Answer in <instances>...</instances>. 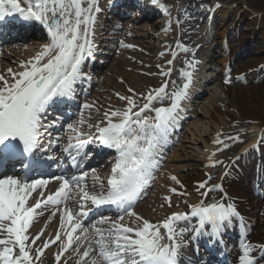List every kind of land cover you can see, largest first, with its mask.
<instances>
[{"label":"snow or ice","instance_id":"obj_1","mask_svg":"<svg viewBox=\"0 0 264 264\" xmlns=\"http://www.w3.org/2000/svg\"><path fill=\"white\" fill-rule=\"evenodd\" d=\"M157 2L158 0H153L154 4ZM22 4L24 7L21 6ZM159 6L167 12L163 4ZM99 11L98 0H0V24L6 20L25 24L38 23L46 29L49 38V43L45 44L35 57L20 63L22 70L18 72H13L11 68L7 70L11 80L0 74V159L23 162L38 150L47 151L41 146L42 129L46 131L50 125L43 123V117L54 103L74 98L75 86L84 76L81 71L82 65L93 53V26L96 20L95 14ZM164 31L167 32L168 29L165 28ZM120 45L132 47L123 41H120ZM177 47L188 51L179 42ZM175 55L173 53V57ZM168 63L171 64L172 61L169 60ZM187 63L189 67L192 66L190 62ZM170 72L171 70L162 75H170ZM181 76L187 82L181 90L172 93V104L169 107L154 109L156 115L152 123H149L147 118L142 119L141 113L150 108L154 100L163 99L167 83L145 97L147 102L139 112H133L137 105L132 97L117 94L119 99L127 101L128 107L123 111L105 112L104 126L89 124V128L96 129L95 137L89 134L87 140L81 141L80 136L85 133L80 132L78 126L68 125L69 129L77 133L75 136L77 143L73 145L71 143L73 137H69L66 151L75 148L79 155V149L95 138L105 147L113 148L119 153V158L112 169V176L107 181L106 194L103 192V184L100 185L99 194H91L84 183L89 177V172L82 171L78 176H56L55 179L61 182L59 188L46 199H38L34 205L28 206L27 201L31 193L38 187L46 186L49 181L29 182L13 175H4L0 178V246H3L0 249V264H32L33 256L26 243L29 241L26 233L34 214H42L36 213V209L41 208L42 205H65L60 217L61 228H64L67 222L71 231L66 233L68 239L67 243L62 244L61 253L72 247L74 242L81 240L80 235H73L78 229L81 233H88L89 229L83 227L77 215L66 206L73 198L74 188L78 189L80 216L86 215L83 210L84 202L91 201L96 206L116 205L123 208L129 217L142 220V226L138 228L112 222L106 233L99 228L95 229V234L98 235L94 241L95 247L90 242L80 255L81 261L95 252L99 264H179L177 257L180 244L176 243L174 224L185 219V216L173 213L163 222L162 226L167 230V239L172 241L171 244H165L162 243L164 237L161 236L160 229L156 225L143 220L124 206L130 207L153 179L154 169L158 167L153 158L154 150L166 138L168 126L175 119L174 113L179 107L180 99L186 95L192 73L181 70ZM225 83L230 81L226 79ZM129 91L131 92L132 89ZM93 107L94 104L83 105L84 109ZM113 117L119 118V122H113ZM84 122L82 118L78 124L82 125ZM55 123L57 121L52 122ZM217 143L222 141L217 140ZM71 159L75 161L76 157L73 156ZM24 167L28 168L29 165L24 164ZM78 167L82 168L83 165L80 164ZM95 172V169H91L94 182L99 179ZM170 178L180 183L175 176ZM208 179L211 177L209 176ZM206 184L207 181L201 182L199 188H205ZM171 191L175 193L176 189L173 188ZM39 195L43 197L44 194L41 192ZM165 201L171 206L170 197H165ZM57 210L60 211L59 207ZM52 214L56 215L55 212ZM193 214L199 217L201 225L211 224L217 233L225 223H231L233 218H239V213L232 203L197 205L193 207ZM123 219L124 216L121 215L119 220ZM107 222L108 218H101L99 221L101 224ZM42 234L41 232L33 238L31 243L35 244ZM59 239L58 232L56 240ZM44 247H48L47 242ZM257 248L264 254V245H254L245 240L241 245L239 264H257L253 256ZM75 251L79 253L78 248ZM41 254V249H36L35 258L38 260ZM56 259L60 260L59 254ZM90 264H97V259L93 258Z\"/></svg>","mask_w":264,"mask_h":264},{"label":"bare ground","instance_id":"obj_2","mask_svg":"<svg viewBox=\"0 0 264 264\" xmlns=\"http://www.w3.org/2000/svg\"><path fill=\"white\" fill-rule=\"evenodd\" d=\"M208 1L209 0H178L176 2L179 4L177 9L178 16L176 17V20L180 25L176 29V33L179 31L177 36L174 35L171 39H167L169 38V35L164 31V26L170 24L172 22V19H169L167 21V24H163V27L160 26V31L158 33L163 36L162 38L160 37V40L158 39V36L154 38L155 34L151 35L150 32L141 33V35H139L137 39L134 40L131 39L128 41L124 39L123 42L125 44L132 46L124 48L127 50L135 51L136 54H132L135 55L136 58H131L127 54L121 53L120 56H118L117 60L111 62V68H108V70L105 71L104 76H94L95 81H98V83L100 84L96 85L95 87L93 86V92L95 93L91 95V97H88V100L85 101V103L90 102L96 104L94 114L104 115L105 112H108L110 107L119 104V102H121V99H119V96L117 94L125 97L133 96L135 98V102H143L142 99H144L149 93H154V90L160 88L164 83H167L168 86L166 88V94H163V98H167L168 101L171 102V92H169V89L172 91H177L178 87L183 86V84L181 83L183 80H179V85H177V83L176 85H174L177 89L173 87V85L170 86V82L168 80L173 78L174 73H180L182 67L188 66L186 61L182 57H180V53H183V56L186 58L191 55L193 49L197 48L198 43L193 33L197 27L195 24L198 23V20L203 18V12L196 7L197 5L199 6L201 4H205ZM221 1L224 4L228 3V5L235 2L237 3V5L235 6L236 8H232L230 6L231 9H233V16L232 20L228 23V26L223 27L224 31L229 27V25L234 22L237 23L239 21V19L235 21V18L237 17L238 11L240 10L244 19L247 20L250 30L258 28L261 29V31H263L264 33V0ZM138 3H141V1H138ZM245 5L249 9H245ZM21 6L24 7L23 4ZM126 7V4H122L121 6H119V8L121 9H124ZM119 11L120 10H118V12ZM123 14H125V11ZM101 21L102 16H97L94 27L95 31L93 30L94 35L92 36V40L94 42L93 53L92 56L86 58L84 62L90 60V58L95 59L97 55H100L98 56V59H100L101 57H103L101 56L102 53H106L108 51L112 52L114 48L120 47L119 44H117L115 40H113V38H116L119 35L101 33L104 29L103 22ZM133 21L134 20L132 19V22ZM18 22H10L6 20L3 24H0V39L15 38L19 34L16 32L15 36H13V32L15 30H23V33H25L28 30L32 31L34 29V25L30 26L29 28H25V23ZM101 23L102 29H100ZM131 26L132 25L129 23L124 25V27H128L124 34L130 36V32L132 33ZM152 26L156 27V22L152 24ZM157 30L158 29L156 28L155 32ZM230 31H232L233 35H236V29ZM34 32V36L36 37L30 40V43L26 45L18 42H23L22 40L26 35L23 34L20 38L15 39V42H12V44L1 46L0 74L5 75L9 80H11V77L7 72L9 68H11L13 72L22 70L20 69V63L22 61H28L35 57L42 50V47L45 44L49 43L47 31L41 25L40 30L37 29ZM220 35H223V33ZM166 42L169 47L167 46ZM177 42L187 47L188 51L184 53L183 48L180 47V49H177ZM242 45L243 40L240 41L237 39L227 47L218 46V50L222 53L223 67L227 63V61L228 63L236 62V58L234 55L243 51ZM101 46H103L102 49L100 48ZM167 47L169 48V55L167 54ZM254 52L256 53L255 55L260 58H249L242 64V67L238 66L235 69L234 75H237L236 77L238 80L233 90L222 91L218 83L211 86L207 85L206 83L212 79V74L206 72L205 74L201 73L196 81L189 85L186 91V95H184L182 99H180L179 107L174 113L175 119L172 120L168 126L169 128L167 129L166 138L155 148L153 158H156L157 154H161L160 151L164 148V145L172 140L173 131L176 133V129L178 128L179 130L177 131L180 132L181 123L183 122L181 118H185V114H188L191 111L195 114L198 113V111L195 110V104L198 101V94H200L199 90H203L204 87V91H210L209 96L202 102V120H195L191 122V126L194 128V131H190L189 138L185 136V142L188 146H183V144H181V146H179V150H182V154L178 153L175 150L173 155V158H183L187 160V162L185 163L180 162L177 164H171L175 169L184 168V171L182 173H176L174 171V168H171L170 164L167 163V165L164 166V172L159 177V181H161L160 186H157L154 181L150 182L149 185L152 184V188L150 189V191L153 192L152 196H147L141 203V205L136 208V211H134L136 215L142 217L143 220H148L151 224L155 223L154 225H156L160 229V233L163 234V231L166 230L162 225L163 221L168 217L166 215L167 212L161 214H157L158 212H152V210H155V208L152 207L155 205L154 202L161 203L162 210V207H173L174 205H177V202H179L180 200L179 196H183L184 198H186V200H188V202H190V205L188 206H195L202 196V191L199 195H197L195 190L199 188V184L201 182L207 181L209 176L211 177V179H213L214 173L211 172V165L215 160L213 157V151L219 144L217 143V139L224 137L226 133L227 135H230L231 141L237 140L239 142H243L240 150H238L237 152V155L239 156L238 159L241 160V164H237L238 160L236 158L234 161L228 163L223 168H219L215 184H220L224 187L223 191L221 192L222 203H232L239 213V218H233L232 220H234L235 222L237 220L240 228L239 235L236 238L237 243L240 244V251L241 245L243 242H245V240L254 245H264V199L262 200V198L259 197V191L264 185V176H259L262 178V184L259 186L258 194L256 195V189L253 185L252 179L258 172L256 171L255 166L251 167L249 166V164H247V162H243L244 157H251L253 155L256 148L252 147L255 146L256 141L260 137L262 140H264V80L256 82L252 85H245L246 80L250 79L255 72L260 75L264 73V56H261L263 54V51L259 46H255ZM161 53H163V55H161ZM173 53L176 54L175 57H173ZM169 60H171L172 63L169 64V66L165 69L159 70L158 64H163L164 62H167ZM209 60H200V67L204 69L206 66H210L207 64ZM141 64L143 66H141ZM167 69L171 70V74L168 76L162 75V73H164ZM186 69L188 70L189 66ZM194 69L198 70V68L195 67ZM108 72L111 73L114 79L108 78V76L106 75ZM194 73L195 72L193 70L192 74ZM118 76H120V81H122L121 77H123V85L118 83L115 79ZM214 78H216V76ZM205 85H207V87ZM129 89H132V91L130 92ZM158 100L159 99H156L153 102H158ZM71 101L72 99L63 101L65 102V106L62 107V111L68 109V106L71 105ZM56 104L54 106H56ZM171 104L172 102L168 105V107ZM54 106L51 105L49 110ZM133 112H135L134 109ZM150 115L152 116L148 118V120L149 123H152L155 119L156 113H151ZM112 119L113 122H119V118L117 117H113ZM133 119H135V117H133ZM88 121L89 122L86 121L87 126L91 123L93 125V121H91L90 119ZM233 125L235 126L233 127ZM242 129L246 130V137H243L241 133ZM86 131L88 133L82 137L83 139L81 141L87 140L89 134L91 136L97 135L95 127H88ZM246 143L248 144L246 145ZM66 146L68 147V144H66ZM188 147L192 148V151H190L189 153ZM82 149L83 150H80L82 154H80L78 160L83 157V153H88L90 151L88 148ZM110 149H112V151L108 152L107 158L103 162L104 168L108 169L107 173L105 174V180H103V182L106 183L108 179L111 178L112 169L115 167V164L119 158V153L116 150H113V148ZM71 150H60V153L57 156L54 154L53 157L62 156L63 158L67 155V152ZM102 153H104V151ZM155 161L157 162L156 159ZM31 164L33 165V162H31ZM157 164L159 165L160 163L157 162ZM54 170H57V167H54ZM156 170H159V167L154 169V171ZM10 172L16 173L13 169H11ZM58 174L65 175L66 177L72 176L69 171H62V173ZM174 175H176V179L180 182L179 184L170 178ZM52 181V183L57 184V186L49 187L48 183L45 189L44 187H38L31 193L29 200L27 201L28 206L34 205L38 199H46L48 195L54 193L56 189L59 188V183L61 182L56 179H53ZM84 183L87 185V190L92 194V192L90 191L91 189H93V187L90 186L91 183L87 181H85ZM173 188L176 189L175 193L171 191V189ZM107 191L108 188L104 192V194H106ZM41 192H43L44 194L43 197L39 195ZM72 194L73 198L68 201L66 206L71 208L74 214L79 215V213L81 212V208L80 204L78 203V189L74 188ZM141 195L142 192L140 193V196ZM168 195L172 197L170 198L171 206H169V203L165 201V197H169ZM84 203V212H86L87 210H94L95 208L102 206L93 205L91 201H85ZM126 206L127 205H125L124 207ZM58 207L60 211L57 210ZM64 208L65 205L63 204L59 206L48 204L46 206L42 205L41 208L36 209V213L42 214H34L31 226L26 233L29 236V241H27L26 243L28 244L30 254L33 256L32 264H90V261L93 258H96L97 264H99V260L96 257L95 252L90 253V256L86 257L83 261L80 260V255H82L83 251L88 247L90 242L93 244V247H95L94 241L98 238V235L95 234V229L99 228L106 233L107 229L110 227V224L115 221H111V223L107 222L104 224H100L102 226L98 225L97 223L96 226L89 228L87 234L81 232L73 233L74 236H81V240L79 242L73 243L76 249L80 248V254H78L77 252L75 255L76 258L73 259V252L64 251L63 253H61L62 244L67 243L68 238L66 233L68 231H71V228L68 226L67 222H65L64 228H61V221L60 219H58V216L62 215V210ZM112 209L115 211L113 214H117L116 212H119L123 208L117 207ZM53 212H55L56 215H53ZM173 213H177L176 210L172 211L169 217L173 215ZM126 219L128 221L129 227L138 228L139 220H137L136 217L128 216ZM181 221L189 223L192 226V229L194 231L190 237V240H192V243L195 244H197L198 241L202 240L198 238V235L195 234L196 227H198L199 229L207 228L205 232L210 234V237H213V234L209 231L208 228L212 229L213 233L216 231L211 224L201 225L199 222V217L193 219V215H189L188 219H183ZM224 227L225 225L219 230L220 234L223 232ZM174 228L176 232L178 226L174 224ZM41 232L43 234L40 235V238L35 241V244H32L31 240ZM58 232L60 233V239L56 240V234ZM163 236L164 242L165 240H167L165 232ZM55 240L57 241V243L52 242ZM223 240H227L228 242L231 241L230 237H224ZM46 242L48 243L47 248L44 247V244ZM205 243L209 244V240L206 239ZM2 247L3 246H0V249H2ZM36 249H41L42 251V254L40 255L38 260L35 258ZM260 253L261 252L259 248H257L253 252V256L256 257ZM58 254L60 255L59 261H57L56 259V256ZM210 255L211 253L205 257L207 258ZM51 258L53 259V262L51 261ZM262 260H264V256ZM232 264H239V260L232 262ZM257 264H261L260 259L257 260Z\"/></svg>","mask_w":264,"mask_h":264},{"label":"rangeland","instance_id":"obj_3","mask_svg":"<svg viewBox=\"0 0 264 264\" xmlns=\"http://www.w3.org/2000/svg\"><path fill=\"white\" fill-rule=\"evenodd\" d=\"M216 1H219L220 3L214 5L213 1L208 2V5L205 7V13L208 10H210V16H212L215 20L220 19V21L218 23L212 24L210 27H207V26L201 27V26H198L199 25L198 24L197 25L198 28L195 29L194 34H195V38L198 40V42L200 44H203L205 41L206 45H207V43L209 42L211 44V48H212L211 53L210 52L209 53L211 55L214 54V61L213 62L211 61L210 63H208L211 65V68L208 69V72H207V73L212 74V79L209 80V82H207L206 84L211 86L213 84L218 83L219 87L222 91H227V90L231 91L234 89L235 85L237 84L236 82L238 80L236 77L237 75H234L235 69L238 66L242 67V64L246 60H248L249 58H252V57L257 58L258 57L257 55H255L256 53L254 52L255 46H259L262 49L263 54L261 56H264V33H263V31H261V29L250 30L249 26L247 25L248 23L246 22V20H244V17L242 16V12L239 10L237 17L235 18L236 21L238 19H239V21L237 23H235V22L232 23L231 25H229V27L232 30L233 29L237 30L236 35H235L236 37L234 39H238L240 41L243 40V45H242L243 51H241L240 53H236L234 55L236 58L235 63H232V62L228 63V61H227V63L223 67V59H222V55L218 53L219 52L218 46H226V45L228 46V44L229 43L231 44L234 39L231 38L232 33H228L226 30L225 31L223 30L222 25H225V24L228 25V23L232 20L233 9H231V7L234 8L237 5V3L235 2L233 4L228 5V3L224 4L221 0H216ZM163 2L165 4V6H169V7H171L174 4L170 0H163ZM226 5H228L229 9H230L229 17H227V18H226V16L220 17L219 14L221 15L223 13V11L226 10L224 8V6H226ZM245 9H249V8L246 6ZM130 13H132V11L129 10V16L127 14L121 20L116 21V19L113 18L112 22H110V21H104L103 22V23H105V26H104L105 29H103L102 33L103 34H110V35H114V34L119 35L118 37L113 38V40H115V42L117 44H119L120 47L114 48L112 52L108 51V52L104 53L103 57H101L100 59H98L96 57L94 59L93 69L90 70L88 68V69L83 70L84 72H82L84 74V76L82 77L83 78L82 80L84 83L82 88H83V90L86 91V95L82 98V101L78 105L76 115H73V117H71V119L68 120L69 124H72L74 126H80L79 130H83L85 128V126H84L85 123L80 125V124H78V122H76L77 120L80 121L82 118L84 120L85 118L88 119V117H90L89 119L91 121L96 122L97 124H100L101 126H103V124H106V120H105V117L103 114H101V115H95L94 114L96 104H94V107L91 109H84L83 105L85 104V101L88 100V97H91V95H93L95 93V92H93L94 87L96 85L100 84V83H98V81H95L94 76H97V77L104 76L105 71H107L108 68H111L110 67L111 62L117 60L118 56H120L121 53H123V54L125 53L131 58H133V57L136 58V56L133 55V54H136V52L133 50L132 51L127 50L124 47H121L120 41H123L124 39L128 40V41L131 39H133V40L137 39V37L139 35H141V33H146V32H150L151 35L155 34L154 38H156V36H158L159 40H160V37L161 38L163 37V36H161L160 33H158L159 27H160L159 22H156V24H157L156 27L152 26V24H154V22H155L153 19H148L147 21L142 20V19L141 20L135 19L133 22H129ZM105 14L109 15V17H110V14H108L107 11H105ZM132 15L134 16V14H131V16ZM169 15H172V12H169ZM157 17H155V18H157ZM160 20H161V18L159 19V21ZM113 23H115V24L112 25ZM127 23L132 25L131 26L132 33L130 32V36L127 34H124V32L128 28V27H124V25ZM101 27H102V25H101ZM156 28L158 30L155 32ZM246 28H248V30ZM173 29L174 28H169L168 31L166 32V34L169 35V38H167V39H171L174 36ZM117 32H119V33H117ZM222 33H223V35H220ZM26 39H27V37H24V39L22 40L25 42V43H23L24 45L30 43V41H28ZM221 43H223V44H221ZM166 44H167V42H166ZM203 45H205V43ZM167 46H168V44H167ZM102 47L103 46H101L100 48L102 49ZM168 47H167V54L169 55V48ZM203 50L206 51V49H203ZM258 58H260V57H258ZM158 65H159V70H162V69H165L166 67H168L169 63L167 61V62H164L163 64H158ZM141 66H143V65L141 64ZM106 75L108 76V78L114 79V77L111 75L110 72H108ZM215 76H216V78H214ZM84 77L87 79H84ZM89 77H90V79H89ZM119 77L120 76L116 77L115 79L117 80L118 83L123 85L124 79H123V77H121L122 81H120ZM173 79H177L176 74L173 75ZM226 79L229 80L230 83H225ZM262 80H264V73L260 75V74H257V72H255L250 79L246 80L245 85H252V84H254L256 82H260ZM207 85H205V86L207 87ZM87 87H89L88 90L86 89ZM199 93L200 94H198V98H197L198 101L195 104V110H197L198 113L195 114L191 111L190 113L185 114V118H181L183 122L181 123L180 132L177 131V130H179L178 128L176 129V133L173 131L172 132V137H173L172 140L165 144V147L162 151V154H161V157L159 160V163H160L158 165L159 170H156L153 173V179L151 180V182L154 181L157 186H160L161 181H159V177L164 172L163 169H164V166L167 165V163L170 164L171 168H174L171 165L172 163L177 164L180 162L181 163L187 162V160L183 159V158H173V155H174L175 150L178 153L182 154V150H179V146H181V144H183V146H188V145H186V142H185L186 141L185 136L187 138H189L190 131L191 132L194 131V128L191 126V122H193L195 120H200V121L202 120V102L205 100V98H207L209 96L210 91L209 90L204 91V87H203V90H199ZM131 97L135 101V98L133 96H131ZM142 101L143 102L140 101L141 103L136 102L137 107L134 108V111H138L139 108L141 106H143L144 103L147 102L145 98L142 99ZM94 102H97V101H94ZM126 103H127L126 100H121V102H119V104L110 107L108 112H110V111H123L128 107L126 105ZM88 104H93V103L88 102ZM168 105H169V102H167L166 100H162V101H158V102H152L149 110L150 109L154 110V109L160 108V107H167ZM149 113L150 112H148V110L147 111L145 110L143 113H141V118L143 119V118L149 117ZM97 124H94V125H97ZM234 126L235 125H233V127ZM242 133H243L242 135H244V136L247 135L246 134L247 132L244 130H242ZM69 137H73L71 142H74L73 140H75V136L68 135V139H69ZM229 137H230V135H227L225 133L224 137L217 139L219 141H222V143H219L213 151V157L215 159L214 163L212 164L214 166L211 165V172L214 173L213 179L211 181L207 182L205 188L202 189V191H204V193H207V194L203 195L201 200H200V202H202L203 205L205 203V206L208 204V202L210 200V196L209 197L207 196L208 194L212 195L211 199H215L214 201H219V199H220V197L218 196L219 191H218V189L214 188L215 187L214 179L217 176L219 168L221 169V167L223 165H225L226 162H229L230 159H232L236 155V152L241 145V143L237 140H234V141L229 140ZM190 151H192V148L188 147V153ZM97 165H98V163L92 161L89 164H87L86 166L82 167L81 170H77L75 172V174L78 176L86 168H88L90 166H97ZM98 169H100V170H97V168L95 169L96 170L95 175L97 177H99V179L97 181L94 182L92 177L90 178V174H89V177H87V179H89L87 181H90L92 184H98L97 186H95V188L92 191V193H94V194H98L100 192V190H101V187H100L101 182L100 181H102L104 178L103 177L104 171H102L101 168H98ZM174 171L176 173H182L184 171V168H179V169L174 168ZM201 173H203V172H201ZM174 176H176V175H174ZM253 180H255V178ZM151 185H149L145 189L144 193L139 198L138 203L135 206V208L130 209L131 211H133V212L136 211V208H138L141 205V203L145 200V198L147 196H152L153 192L150 191V189L152 188ZM197 189L201 191L200 188H197ZM168 196L170 198H172L170 195H168ZM259 196H260V198H262V200L264 199V193L260 194ZM179 198H180V200H179V202H177V205H174L173 207L165 206V207H162V210H161V203L154 202L155 205L152 207L155 208V210H152V212L153 213L158 212L157 214L167 212L166 215L168 216V214L170 212H172V210L177 209V213L182 214V215H187L186 212H187L188 206H186V203L188 204L189 202L183 196H179ZM88 212H89V210L86 212V214H88ZM103 214H105V212L100 210L98 212H95L93 215L91 214L89 216V217H91V219L85 220L86 218L83 217L82 220L80 221V223L82 224L83 227H88V226L91 227V226H93V223L97 224V222L99 220H101V218H105L104 216H102ZM100 216H102V217H100ZM124 216H128V215H126V213H125ZM59 217H61V216H59ZM116 218H119V217H116ZM58 219H60V218H58ZM119 223L123 224L122 222H119ZM124 225L128 226L129 224L127 222V224H124ZM138 226H142V220H139ZM232 226L237 227L236 222H233ZM77 232H81V231L78 229ZM182 233H183V229H180L178 236L181 235ZM177 241H180V238H179V240L176 238V243H177ZM55 243H57L56 240H55ZM53 246H55V245H53ZM75 248H76L75 246H72L71 250H74ZM76 252L77 251H75V254H76ZM75 258L76 257H74L73 259H75ZM224 264H227V263H224Z\"/></svg>","mask_w":264,"mask_h":264}]
</instances>
